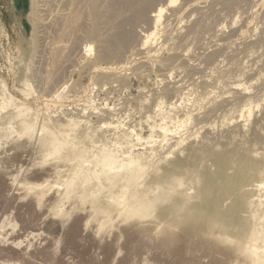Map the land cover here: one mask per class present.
Returning a JSON list of instances; mask_svg holds the SVG:
<instances>
[{
    "label": "bare ground",
    "instance_id": "6f19581e",
    "mask_svg": "<svg viewBox=\"0 0 264 264\" xmlns=\"http://www.w3.org/2000/svg\"><path fill=\"white\" fill-rule=\"evenodd\" d=\"M103 1L107 3L106 27L105 31L99 34L100 27L97 23L96 13ZM178 2L179 0H32V36L38 43L35 58L39 62L47 56L46 61L43 60L50 67L48 69L49 74L45 77L46 82L51 81L52 75L56 77L58 73L68 70L70 64L77 57L87 55L92 51L94 47L86 43L87 37L98 35L100 36L98 43L101 48L98 56L104 61L114 57L120 62H127L145 69L157 67L162 72L174 71L180 76L183 75L182 73L202 72L205 69L204 63L219 64L218 57L222 54L225 58L228 57L229 52H225V55L223 52L232 49L229 48L230 44L222 40L225 33L224 26L220 25L218 28H213L212 32L204 37H202L203 31L201 29L207 25H194L185 32L184 27L186 25L181 26L180 22L185 16L187 7H192L195 0H185L186 6L176 9ZM204 8V5L199 8L200 16L203 14ZM158 32H161L164 38L161 43L153 42ZM243 37L240 34L233 39V44L245 45L249 40L246 39L247 37L245 39ZM250 37L252 38L251 34ZM250 37L248 38L251 39ZM256 39L254 44L258 43L264 49V30ZM193 50H196V55L189 59L188 53L191 54ZM255 53L257 54V52ZM263 58L264 53L251 60L256 64L260 63ZM220 60L223 61V59ZM253 66H248L247 69L240 71L241 76L232 79V81L216 83L220 90L219 96L223 98V102H232L231 95H245L249 93L248 90L255 87L254 83H250L251 86L249 85V87L245 86L241 80V77H249L255 74L256 69ZM168 77L166 75L165 79ZM179 78L181 80L175 84V89L179 87L183 89L186 86L183 85L186 83L182 79L183 77ZM202 81L204 82L205 79L202 78ZM66 85L67 82L64 81L57 83V93L63 94ZM186 89L184 90L186 91ZM208 95L214 94L209 93ZM55 97L57 98V96ZM198 101L199 104L203 102L202 98ZM260 107L264 108L263 97H259L256 104L249 98L245 101L239 116L230 121L226 119L221 128L219 126L218 131L216 126L209 125L208 127L205 125L203 127V129L208 127V133L218 135L215 139L221 146L220 150L211 149L206 144L200 146L194 128L190 127L185 132L186 136H181L180 129L185 127V123L189 120L188 116L183 122H175L178 116L170 119L167 116L170 120L167 122L166 116L162 114L166 122L162 119L163 123L152 126V136L150 140L144 143L147 156H144L143 152L131 155L130 151H115V149L113 151L110 148L106 149L105 146L99 149L96 147L99 151H95L96 154L92 156L93 158L90 157L91 160H88L86 150L77 146L82 141L77 143L74 133L72 134L74 139H72L73 137L69 138L72 132L76 131L77 135V125L75 124L77 122L69 123L67 126H63V123L62 125L60 123V125L55 124L56 129L53 133L46 131V127L45 129L42 127L41 151L45 150L44 152L49 151V153L51 151L54 156L55 154L58 155L56 157L59 159L58 165H54V167L57 166V171L54 173L63 180L80 178L84 186L90 179H94L97 188H95L97 190L96 196L94 195L96 199H92L93 192L88 193L85 190V193L80 190L72 192L69 188L63 193L57 192L56 196H47L52 190L49 189L50 191L46 195L44 185L39 190L42 185H39L37 189L34 188L36 184H33L34 187L33 185L30 187V184L25 186L26 181H23V188L27 187V192L23 191L27 196L25 199L23 198L24 195L20 196V199L30 198L31 202L27 201L26 207L37 208L40 212L36 211L38 213L36 215L40 213L41 216L45 208L49 211H46L47 213L60 218L67 232L80 233L79 231H83V229L92 231L93 235L87 236L90 240L87 250L91 252L92 264H264V198L262 199L261 193V196L249 195V198L243 195L216 197L211 196L210 188H205L202 184L203 168L207 159L214 161L215 164H220L222 154L229 149L233 151L232 159L243 165L249 160L259 159L257 163L262 168L258 175L264 177V155L258 158L252 152L253 144L261 145L264 141V128L260 127L258 120H253L254 113ZM27 116L25 113L20 116L21 118L19 115L17 116L20 118L18 119L21 128L18 131L19 126H16L17 128L14 126V131L18 132L13 133L12 131L11 137L15 138L13 140L15 144L16 141L20 140H28L30 143L34 140L33 135L38 131L37 122ZM12 119L15 120V118ZM12 121H9L10 123L6 121L9 123V127H12L16 122V120ZM235 124L236 128L231 127ZM49 126H47L48 129L52 127V125ZM6 127L7 125L3 123L4 130ZM66 127H68L67 130ZM226 128L229 130L222 131ZM130 133L127 131V135ZM1 137L0 134V140L3 138ZM86 137L88 136L86 135ZM136 137L135 140L141 144L138 135ZM5 138L8 140L10 137L5 136ZM164 145L167 146L165 152L162 150ZM159 149L163 151L160 154ZM258 153L256 155H259ZM171 155L175 157L184 155L185 158L178 160L172 158ZM116 163H122L125 166L123 173L119 177H109V181L103 182L99 178V170L105 169V172L112 173ZM64 168H66L65 171L62 170ZM15 177L18 179V176L9 171L2 176L0 175V185L4 187L0 202L3 198H6L7 201L12 200L14 191L18 190L17 187L11 186V184H16L17 179ZM145 178L147 184L143 190H136ZM29 182L27 181V184ZM18 186L20 188V183ZM262 189H264V181L258 183L254 190ZM194 191L196 193H193ZM121 193L131 194L125 197L121 196ZM81 194L86 195L82 196ZM203 200L207 201L202 204ZM21 203L19 204L21 205ZM23 205L22 203L21 206L23 207ZM10 206L11 202L8 207ZM7 211L8 209L5 212L0 211V232L3 231L5 222L10 220L12 215V211ZM74 216L79 217L70 224ZM114 229L120 231L118 234L120 236L117 237L119 240L115 237L116 243L108 242L109 244H106L105 239L100 236L104 234L107 237L108 233H114ZM109 237L110 234L107 238ZM73 238L76 236L74 235ZM54 240L56 241L57 238ZM63 240L61 239L62 242ZM71 241L73 240L70 239L68 242L71 243ZM51 246L53 248L55 245L51 244ZM55 248H58V244ZM60 249L59 247L55 250L58 252Z\"/></svg>",
    "mask_w": 264,
    "mask_h": 264
},
{
    "label": "rangeland",
    "instance_id": "374dc122",
    "mask_svg": "<svg viewBox=\"0 0 264 264\" xmlns=\"http://www.w3.org/2000/svg\"><path fill=\"white\" fill-rule=\"evenodd\" d=\"M31 1L0 0V123H2L0 124V134L3 137H1V140L5 136L10 137L8 140L5 138L3 142L0 140V175L2 176L5 172L9 171L13 175L18 176V179L15 177L17 179L16 184L19 185L20 183V188L18 185L15 186L16 184H11V186L17 187L16 189H18L12 195L13 202L12 200L7 201L6 198H3L2 202H0V211L5 212L6 209L12 211L10 220L5 222V227L0 232V264H88L87 262L92 264L91 252L87 250V247L90 245L88 237L93 235L91 233L92 231L83 229V231H79L80 233L67 232L60 218L47 213L49 211L45 208L41 216L40 213L36 215L38 214L36 211L40 212L37 208L26 207L27 201L31 202L30 198L26 200L20 199V196L24 195V199L27 196L25 193L27 192V187L23 188L25 181V186L30 184V187H32L31 185L36 184V187L34 185L33 187L37 188L39 185H42L39 190L44 185L43 188L46 191L43 190L46 192V195L52 190L47 196H56L57 192L63 193L69 188L72 192L75 190L83 192L85 190L88 193L93 192L92 199L94 200V195L96 196L97 193L94 179H90L84 186L80 178H70L69 180L66 178L63 180L57 177L54 173L57 171V166L54 167V165H58L59 159L56 158L58 155L55 154L54 156L51 151L50 153L49 151L44 152L45 150L43 152L41 151L40 140L43 137L41 136L43 135V129L41 130V128L43 127L45 129L46 127V131L48 130L53 133L56 129L55 124L60 123L62 125L63 123V126H67L69 123L79 122V124L75 123L77 125V135L75 133L76 131L69 132L71 134L69 138L73 137L72 139H74L73 135H75L77 143L82 141V144H77V146L82 150H86L88 160L90 157L91 159L93 158L92 156L99 151V148H104L105 146L106 149L110 148L113 151L114 149L115 151H130L129 153L131 155L143 152L144 156H147L148 153H146L144 143L150 140L152 136V126L159 125L163 121L169 122L170 118H177V116L178 118L175 122H183L188 116L189 120L185 123V127L180 129V132H182L181 136L183 135L185 137V132L190 127L194 128L195 136H197V141H199L200 146L206 144L211 149L220 150L221 146L218 145V141L215 139L218 135L208 133L209 125L216 126L218 131L219 126L221 128V125L226 119L230 121L239 116L240 110L246 100L250 98L256 104L259 101V97L264 98V58L260 63L258 62L256 64L251 60L253 58L255 59V57L257 58L259 54L264 53V49L261 48L260 44H254L257 40L256 38L264 30V0H195L192 7H187L185 16L180 22L181 26L183 24L186 25L184 27L185 32H187L189 27L194 25H207V27L203 26L204 28L201 29L203 31L202 37H204L210 34L213 28H218L220 25H223L225 33L222 36V40L230 44L231 47L229 46V48H232L223 52L225 55V52L228 51V57L225 58L223 54L218 57L219 64L204 63L203 67L205 69L202 72L182 73L183 75L180 76L174 71L162 72L157 67L155 69H145L134 64H128L127 62H120L114 57H110L106 61L101 60L98 56L101 49L98 43L100 36L98 35L95 37H87L86 43L94 47L92 51L87 53V55L77 57L65 72L58 73L56 77L52 75L54 81L51 77L49 83L45 79L49 74L48 69H50L46 64L47 62H44L47 56L44 58L45 60L43 59L44 61L39 60V62L35 58L38 43L32 36ZM202 5L205 8L203 9V14L200 16L198 11ZM185 6V0H179L176 9ZM106 10L107 3L103 1L96 13L97 23L100 27L99 34L105 31ZM188 11H190L189 14H187ZM169 14H171V11H169ZM188 21L189 23H187ZM240 34L242 37L245 36L243 37L244 39L247 37L246 39L249 41L247 40L248 42L245 45L233 44V39L237 38ZM163 40L162 33L158 32L153 42L161 43ZM194 55H196V50H193L191 54L188 53V58L190 59ZM230 55L231 58H229ZM220 59H223V61ZM250 60L251 64L249 63ZM248 66H253L256 69L255 74L249 77H241V80L245 86L249 87L250 83H254L255 87L248 90L249 93L245 94L247 95L246 97L242 94H233L231 95L232 102H223V98L219 96L220 90L216 83H226L238 78L241 76L240 71L245 68L247 69ZM166 75L167 77L169 76L168 79H165ZM179 77H183L182 79L186 82H183L185 83L183 85H186L183 89H180L181 87L175 89V84L181 80ZM202 78L205 79L204 82ZM62 80L67 82V87L62 92L63 94L60 93V95L57 93L58 87L56 85L57 83L63 82ZM185 88H187L186 91L184 90ZM209 93H213L214 95H208ZM54 96H57V98H54ZM201 98L203 102L199 104L198 100ZM258 109L254 113L253 120H258L260 127L262 126L264 128V108L260 107ZM168 112L170 113L168 114ZM24 113L26 116L28 115L27 117L37 122L36 126L38 131L33 135L34 140L30 141V143L28 140H20L16 141L15 144V141L13 142L15 138L11 137V134L12 131L13 133L20 131L19 119ZM162 114L166 116L165 118L167 120L163 119L164 116ZM16 115H19L20 118ZM12 118H15L16 122ZM6 121L14 122L13 126L9 127L10 122L7 123ZM3 123L10 128H8L9 131L7 127L4 130ZM46 123L50 126L52 125V127L54 126V128ZM45 125L50 128L48 129ZM205 125L208 127L203 129ZM14 126H19L18 128L16 127L18 131H14ZM231 127L236 128V124ZM67 129L68 127H66ZM225 130L227 131L229 128L222 129V131ZM127 131L128 133L131 131L133 133L127 135ZM136 135L140 138V143L143 144L142 146L135 140L137 139ZM82 136L88 138L86 139L87 141ZM238 136H240V133H238ZM8 141L11 142L9 143ZM83 141L86 142L83 143ZM164 146L162 148L163 151L167 150V146ZM185 146L187 147V144ZM252 147V152L255 153L256 151L253 155L258 158L264 155V141L261 145L253 144ZM162 150L159 149V154L163 152ZM257 153L259 155H256ZM172 155V158L174 157L178 160L185 158L184 155L182 157ZM232 157L233 151L229 149L222 154L220 164H215L214 161L207 159V163L206 165L204 164L203 168V186L210 188L211 196L243 195L249 198L253 195L258 196L261 193L263 199L264 189L259 191L254 190L258 183L264 181V177L262 178L258 175L262 168L257 163L259 159L253 158L254 161L249 160V162L243 165L234 161ZM39 161L40 163H38ZM124 169L125 166L122 163H116L112 173L105 172V169H100L99 178L103 182L106 180L109 181V177H119ZM62 170L65 171L66 168ZM3 171L4 173H1ZM27 181L30 182L27 184ZM47 182L49 183L47 184ZM146 184L147 179L145 178L136 190H143ZM0 188L1 199V193L2 195L4 193L3 185ZM252 192L253 194H250ZM193 193H196V191ZM130 194L121 193L120 195L126 197L130 196ZM206 201L203 200L202 204ZM10 202L12 207H8ZM21 202L24 204L23 207L21 206ZM22 208L24 209L21 210ZM78 217H72L73 221L70 224L74 223ZM116 230H113L114 235L112 232L108 233V235L110 234L109 238H107L108 235L106 237L104 234L100 237L105 239L106 244L111 242L116 243L117 239L119 240L117 237L120 236L118 234L121 229L119 228L117 230L118 232ZM68 234L70 236H67ZM74 235L76 238H73ZM112 237H116L117 239ZM56 238L57 240L55 241L54 239ZM69 238L73 240L71 243L68 242L70 241ZM54 241L55 243H53ZM59 241L63 243L60 242L62 247L59 245ZM51 244L55 246L58 244V248H55V246L53 248L59 249L60 247L61 252L58 250V254L57 250H53Z\"/></svg>",
    "mask_w": 264,
    "mask_h": 264
}]
</instances>
